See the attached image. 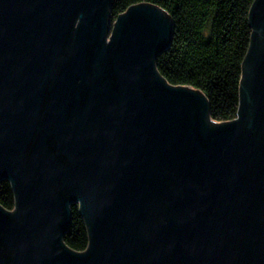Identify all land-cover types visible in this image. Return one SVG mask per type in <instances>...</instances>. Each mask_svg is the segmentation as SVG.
Returning <instances> with one entry per match:
<instances>
[{
  "label": "water",
  "instance_id": "water-1",
  "mask_svg": "<svg viewBox=\"0 0 264 264\" xmlns=\"http://www.w3.org/2000/svg\"><path fill=\"white\" fill-rule=\"evenodd\" d=\"M111 1L0 0V264H264V0L226 123L159 73L171 16Z\"/></svg>",
  "mask_w": 264,
  "mask_h": 264
},
{
  "label": "trees",
  "instance_id": "trees-1",
  "mask_svg": "<svg viewBox=\"0 0 264 264\" xmlns=\"http://www.w3.org/2000/svg\"><path fill=\"white\" fill-rule=\"evenodd\" d=\"M256 0H112V24L131 6L151 3L172 19L170 47L157 59L159 73L173 86L200 90L210 105L213 122L226 123L238 117L244 63L253 29L250 11ZM0 205L15 209L12 185L0 182ZM72 223L64 243L85 252L89 233L79 206L73 205Z\"/></svg>",
  "mask_w": 264,
  "mask_h": 264
},
{
  "label": "rangeland",
  "instance_id": "rangeland-1",
  "mask_svg": "<svg viewBox=\"0 0 264 264\" xmlns=\"http://www.w3.org/2000/svg\"><path fill=\"white\" fill-rule=\"evenodd\" d=\"M112 30H113V25L111 24V28H110V36L112 35Z\"/></svg>",
  "mask_w": 264,
  "mask_h": 264
}]
</instances>
